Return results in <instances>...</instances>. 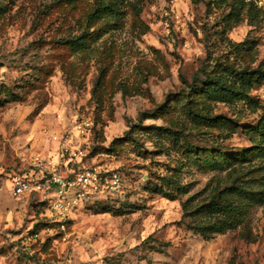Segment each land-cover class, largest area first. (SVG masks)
I'll return each instance as SVG.
<instances>
[{
    "label": "rangeland",
    "instance_id": "1",
    "mask_svg": "<svg viewBox=\"0 0 264 264\" xmlns=\"http://www.w3.org/2000/svg\"><path fill=\"white\" fill-rule=\"evenodd\" d=\"M243 71L264 77V0H0V264H264ZM36 156L74 183L64 223L48 191L12 194Z\"/></svg>",
    "mask_w": 264,
    "mask_h": 264
},
{
    "label": "built area",
    "instance_id": "2",
    "mask_svg": "<svg viewBox=\"0 0 264 264\" xmlns=\"http://www.w3.org/2000/svg\"><path fill=\"white\" fill-rule=\"evenodd\" d=\"M69 151L71 147L69 146L68 138L62 142V150ZM72 152V150H70ZM73 155L76 153L73 152ZM35 168L34 171L25 174L24 176H19L12 181V194L14 197H20L22 195L34 194V193H44L49 192L54 195L52 200V207L56 210L59 216L65 219L68 215L70 209H74L77 206V202H71L67 200V190L73 186V181L69 178L63 176L62 171L58 168H52L45 158L41 156H36L32 164ZM49 165V166H48ZM38 170V171H36ZM85 176V174H78V176ZM80 180H83L80 177Z\"/></svg>",
    "mask_w": 264,
    "mask_h": 264
},
{
    "label": "trees",
    "instance_id": "3",
    "mask_svg": "<svg viewBox=\"0 0 264 264\" xmlns=\"http://www.w3.org/2000/svg\"><path fill=\"white\" fill-rule=\"evenodd\" d=\"M204 74L206 76L205 79H202L198 75L195 77V80L202 84L203 88L201 89V91L204 94L211 95V94H214L216 92H223L224 90H226V86L223 84L221 78H214V77L210 76L208 73H204ZM241 74H242V77L246 78V80L244 79L245 82L246 81H252L253 80L252 79L253 75H257L258 76V78H257L258 82L264 80V77H262L260 75V73L243 71ZM192 89H193V91L197 92V90H199V87H192ZM232 92L234 94H236L237 97H240L239 95H241L240 91L233 90ZM213 204H211V206ZM215 204H217V203H215ZM218 207H219L218 205L213 206L214 211H217ZM219 210H223L226 213H235L238 209L236 207H232L231 205H226V206H223L222 208H219ZM219 227H220V223L219 222H215L213 224V226H212V228L214 230L219 229Z\"/></svg>",
    "mask_w": 264,
    "mask_h": 264
}]
</instances>
